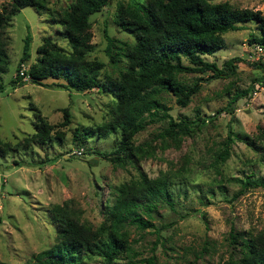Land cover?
<instances>
[{
  "label": "rangeland",
  "instance_id": "1",
  "mask_svg": "<svg viewBox=\"0 0 264 264\" xmlns=\"http://www.w3.org/2000/svg\"><path fill=\"white\" fill-rule=\"evenodd\" d=\"M10 1L0 0V7L8 6ZM71 1L44 0L41 10L21 6L4 27L8 64L0 74V139L11 143L22 140L34 130L32 121L37 113L52 125L51 134L55 129L63 133L51 144H27L23 149H10L0 155V261L42 264L34 254L54 242L48 211L52 204L65 202L71 216L96 226L103 217L104 200L112 197L113 185L136 177L139 170L150 177L163 171L173 204H157L150 218L152 226L138 228L127 224L130 253L122 252L112 264H150L145 259L151 256L152 264H216L230 255L238 256V245L226 240L231 228L244 233L264 231V187H243L240 183L245 177H264V160H260L255 138L257 126L264 123V81H258L264 70L252 64L246 51L249 35L259 34L256 22L245 21L241 28L223 32L224 45L203 55L217 66L226 58L239 57L234 62V72L209 80L203 78L208 71L180 74L186 83L197 77L200 83L184 106L164 95L173 118L203 115L204 121L174 144L155 136L165 126V120H148L132 140L148 141L152 154L136 159L135 164L120 166L100 154L113 149L114 133L88 136L78 147L71 140L75 127L108 118L114 99L111 94L96 87L80 91L59 87L51 83L56 80L52 77L43 79L47 85L28 78L21 84L10 83L20 63L27 68L34 61L36 46L43 37H50L63 50H69L57 17ZM131 1L134 0H110L89 16L93 47L87 56L103 62L100 78L106 74L114 76L124 66L121 54L110 61L105 52L104 31L115 45L133 41L130 33L112 21L117 3ZM227 1L264 14V0ZM26 33L30 36L29 56L18 62ZM242 88H247L248 93L229 102L232 92ZM62 107L70 113L64 126L59 124ZM219 108L222 109L217 111ZM229 127L233 134L228 155L213 165L211 160ZM82 264L104 262L92 255L84 258Z\"/></svg>",
  "mask_w": 264,
  "mask_h": 264
},
{
  "label": "trees",
  "instance_id": "2",
  "mask_svg": "<svg viewBox=\"0 0 264 264\" xmlns=\"http://www.w3.org/2000/svg\"><path fill=\"white\" fill-rule=\"evenodd\" d=\"M109 1L72 0L57 17L69 50H63L50 37H43L36 46L34 61L24 73L30 81L38 84L47 85L43 79L52 77L56 80L51 83L59 87L77 91L96 87L111 94L114 99L108 118L94 125L75 127L71 140L78 147L88 136H105L112 132L115 134L113 149L100 154L114 164L123 166L127 162L135 164L136 159L152 154L148 141L134 143L132 140L133 134L142 129L148 120H165V126L155 136L174 144L179 142L183 134L189 133L192 127L204 121L203 115H196L194 119L184 116L173 118L167 111L164 95L172 96L175 104L184 106L198 91L200 83L199 77L186 83L180 74L208 71L209 74L203 78L209 80L234 72V62L240 60L239 57L226 58L221 66H217L203 55L222 47V33L241 28L245 21L256 22L259 29L258 35H249L248 42H264V14L257 9L232 5L227 0L118 2L112 21L121 30L130 33L133 41H122L115 45L114 39L104 31L106 54L110 61H115L121 54L124 66L116 75L106 74L103 79L99 77L103 62L87 56L93 47L90 42L89 16ZM25 5L41 10L44 0H11L8 6L0 7V74L6 71L8 64L4 32L6 21ZM29 39L26 33L18 62L29 56ZM112 48L115 50L112 51ZM252 64L264 70V64ZM59 78L61 81H57ZM24 80L16 71L10 83L21 84ZM258 81H264V72ZM247 93V88L235 89L229 102ZM69 119L67 107H62L59 124L64 126ZM32 125L34 130L22 140L11 143L0 139V155H5L10 149H23L27 144H51L54 138L62 137L60 129H55L51 134L52 125L38 113L34 114ZM232 134L229 127L221 147L215 151L211 160L213 165L228 155ZM255 138L260 160H264V123L257 126ZM240 183L243 187H264V177H245ZM168 185L163 171L150 177L139 170L136 177L113 185L112 197L104 200L103 217L96 226L71 216L65 202L52 204L48 211L54 226V242L34 254L35 258L42 264H82L84 258L97 255L104 264H112L122 252L130 253L127 224L138 228L152 226L150 218L157 204L164 201L172 206ZM226 240L238 245L239 254L230 255L216 264H264V231L244 233L231 228ZM128 260L131 261V257ZM145 260L153 263L152 256ZM0 264L8 263L0 261Z\"/></svg>",
  "mask_w": 264,
  "mask_h": 264
},
{
  "label": "built area",
  "instance_id": "3",
  "mask_svg": "<svg viewBox=\"0 0 264 264\" xmlns=\"http://www.w3.org/2000/svg\"><path fill=\"white\" fill-rule=\"evenodd\" d=\"M247 58L252 62H258L264 64V42L252 41L247 43ZM18 68V74L22 75V79H26L27 76L24 73L26 66L22 63Z\"/></svg>",
  "mask_w": 264,
  "mask_h": 264
}]
</instances>
